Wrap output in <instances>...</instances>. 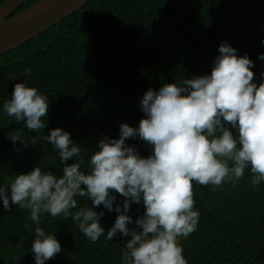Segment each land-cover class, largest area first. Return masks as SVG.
Listing matches in <instances>:
<instances>
[{
    "label": "trees",
    "instance_id": "16d2710c",
    "mask_svg": "<svg viewBox=\"0 0 264 264\" xmlns=\"http://www.w3.org/2000/svg\"><path fill=\"white\" fill-rule=\"evenodd\" d=\"M6 0H0V6ZM39 0H29L17 13ZM264 0H91L20 47L0 56V184L37 164L62 174L59 155L43 140L51 129L70 132L87 160L104 137H119L120 124L138 126L144 116L139 102L151 87L175 79L210 74L219 45L227 41L254 61V79L264 81ZM31 68V76L25 69ZM15 75L16 80H9ZM17 82L35 86L49 100L46 127L29 131L3 113ZM23 129L27 147L15 145L9 133ZM142 156L151 146L129 139ZM245 171L235 187L213 190L193 183L198 230L182 239L188 264H264V183L251 184ZM10 194V189H9ZM117 194V203L123 201ZM80 207L91 205L78 198ZM103 206L97 208L100 211ZM75 211V209L73 210ZM105 211L101 223L108 230L115 211ZM144 206L133 204L135 220ZM28 209L0 201V264H35V238L25 227ZM40 227L56 234L62 251L45 264H121L126 239L93 243L69 217L42 216Z\"/></svg>",
    "mask_w": 264,
    "mask_h": 264
},
{
    "label": "clouds",
    "instance_id": "9594fccd",
    "mask_svg": "<svg viewBox=\"0 0 264 264\" xmlns=\"http://www.w3.org/2000/svg\"><path fill=\"white\" fill-rule=\"evenodd\" d=\"M258 58L264 60V53ZM253 68L247 54L222 42L210 74L177 78L158 90L149 87L139 102L144 116L138 126L123 122L118 138L104 136L87 170H82L85 157L70 132L56 127L43 135L59 155L62 174L37 164L0 184L3 209L14 205L30 211L31 223L25 227L32 232L36 225L35 264L62 251L56 234L40 227L45 214L70 217L93 243L101 236L125 238L121 264H188L181 240L198 230L200 220L193 183L213 190L225 183L235 187L246 170L253 186L264 183V81H255ZM24 74L31 76V68ZM2 111L39 133L47 124L49 100L35 86L17 82ZM8 135L14 145L27 147L23 129ZM130 138L150 145V154L142 156L127 143ZM117 194L124 198L121 203ZM78 198L91 205L80 207ZM133 204L144 206L135 220ZM104 210L117 214L107 231L101 223Z\"/></svg>",
    "mask_w": 264,
    "mask_h": 264
},
{
    "label": "water",
    "instance_id": "95a60500",
    "mask_svg": "<svg viewBox=\"0 0 264 264\" xmlns=\"http://www.w3.org/2000/svg\"><path fill=\"white\" fill-rule=\"evenodd\" d=\"M29 0H6L0 6V56L79 12L91 0H39L17 11Z\"/></svg>",
    "mask_w": 264,
    "mask_h": 264
}]
</instances>
